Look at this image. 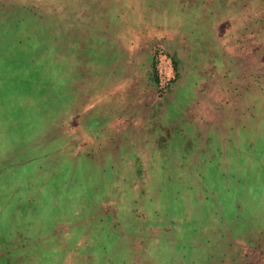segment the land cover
Listing matches in <instances>:
<instances>
[{
	"label": "rangeland",
	"instance_id": "obj_1",
	"mask_svg": "<svg viewBox=\"0 0 264 264\" xmlns=\"http://www.w3.org/2000/svg\"><path fill=\"white\" fill-rule=\"evenodd\" d=\"M0 264H264V0H0Z\"/></svg>",
	"mask_w": 264,
	"mask_h": 264
}]
</instances>
